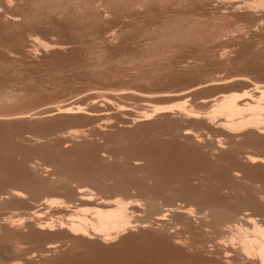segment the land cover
Wrapping results in <instances>:
<instances>
[{
  "label": "rangeland",
  "instance_id": "1",
  "mask_svg": "<svg viewBox=\"0 0 264 264\" xmlns=\"http://www.w3.org/2000/svg\"><path fill=\"white\" fill-rule=\"evenodd\" d=\"M27 1L28 0H8V5L10 4V6L7 7L9 15L7 13L6 14L8 16L11 14L17 17H15L13 22L11 19L9 20V17L3 12L4 8L0 9V92H2L0 93V97L2 96V98H0V114H4V116L1 115L2 118L0 117V192L8 190L12 187V185L16 186L18 180H15V178L17 179V177L22 179L25 178V180L29 179L28 181L31 184L30 187L32 189L38 188L40 185L39 188L43 187V191L45 189L46 190L41 193V195L40 193H33V195L27 194V198L25 197L27 202L24 198L25 203L22 201L23 203H20L19 205H6L11 211H13L10 212L14 213L12 216H16V213L19 215L21 211L24 212L27 206L35 207V205L40 202L39 199L43 196L53 198L62 197L63 194L59 193L60 191L54 189L51 190V188H46V185L44 186V184H47V180L51 177V175L53 176L49 180H52L53 177L57 178L55 174H51L54 173V171L55 173L58 171L57 174L62 176L63 174L70 172L72 169H81V172H84V170L85 172H92L97 167H100L103 170L108 169L110 171L113 169L114 171H112L116 172V174L123 180L129 178L130 181L132 179V181H130V186H134L136 191L134 188H131L134 191H129L131 189L126 191L118 190V193H121L123 196L125 195V199H134L133 197L135 196H137L135 199H138L140 196L144 195V192L153 191L154 193L152 192V194L156 195L155 197L158 198L157 201L159 203H161L160 201H162L161 199L163 197H166L163 198L164 202L162 201V204L159 205L165 204L166 200L167 202L169 200H173V202L177 205L183 199V197L180 198L182 196V190L184 191L190 185L191 188L196 186L195 188L197 190L206 193L207 189L209 190V186L213 184L211 183V180L213 179L212 182L217 180L216 175L220 172L218 170L227 160L224 159L228 156V154H230V151H228L229 153L226 152V154H224L226 155V157H223L224 159L219 155L218 163L220 165L217 166L220 168H217L216 164L211 165L209 164L210 162L206 163L208 162V159L206 160L205 156L207 148L204 147V145H207L210 141L215 142L213 145H216L215 140L219 138L222 140L223 135L221 136L222 133H220L221 137L217 136V132L219 133L218 129H220V127L217 128L216 126L215 128L213 127L214 125L211 127L209 124L204 122L203 118L205 117H203L204 115H201V113H209L210 109L196 102H198L200 98L214 95V93L219 90L223 91L225 89L224 91L227 92L241 91L238 90V88L241 84V79L243 78V80L249 81L250 79H253L251 82L264 81V6L261 8V5L264 4L263 0H44V3L43 0H41V2L40 0H30V2ZM35 3L38 6H35ZM40 3L41 5H39ZM36 9H38V12H36ZM21 15L22 17H20ZM2 19H4V21ZM28 19L32 20L29 22ZM37 30L38 32H36ZM31 34L34 35V38L32 37L33 39H37L36 41L34 40L33 42L32 38L29 39L30 37L28 35ZM20 38L21 41L23 40L22 42L20 41ZM17 42L19 44H17ZM30 47L33 50V53H29L28 51V53H25L24 50L26 51ZM255 58L256 60H254ZM201 80L205 81V83H203L204 86L206 85L205 87L203 85L201 88L198 86L199 84L197 82H200ZM218 81L219 84L217 83ZM213 84L215 86H213ZM197 86L199 88H197ZM187 88L189 91H186ZM191 88H194V90ZM178 91L179 93L184 92V96H180L179 93H175ZM136 93L141 96L145 95L146 97H143L144 99H148L150 95L153 96H150L152 99L151 104L154 103L152 106L158 105L159 107H164L169 105L172 106L171 108H174L175 106L173 103H176L177 100V103H182L185 100L186 104L184 103L183 105H186L188 108L193 107L192 110H197V113L202 111L199 113L200 115L198 114L201 117H183L182 119L180 115H177L179 114V110L175 109L177 107H175L173 111L170 110L171 108H165L170 112L168 110L163 112V110L160 109H156L155 112V107H152L149 103L144 105L143 98ZM164 93L167 95L171 93L178 94L179 96H177V99L163 100L162 98L165 96ZM162 94L164 96H161V98L160 95ZM105 95H111L114 99L110 100L111 102H108L104 100ZM156 95H159L158 97H160L162 101L157 100L158 97ZM150 97L149 100H151ZM181 97H184V99ZM154 98H156L155 102H153ZM95 100L96 102L94 104ZM74 101L82 104L81 106L86 107L89 112L93 114H99L100 112L103 114L102 116L106 115L107 118L98 119L95 116V120L92 117L82 115V113H71L68 115L58 114L47 119L37 116V113L39 115L38 111H45L46 107L47 109H50V106L54 108L57 107L58 104ZM119 105H123L128 108V111L133 115L140 113L142 110L149 114L152 110L154 114L151 113L152 115L147 119L142 120L143 122L141 120L132 122L130 120L132 115L129 116L121 113ZM19 112L23 113L22 116ZM25 113L26 115L29 113V115H27V119H25ZM6 114H8V116ZM12 115L13 117H11ZM23 115L25 116L24 119L21 118L24 117ZM32 115L35 117L33 116L31 118ZM99 116L101 115L99 114ZM105 122L107 125L109 123V125L112 126L103 128H108L106 130L107 132L104 131L106 135L105 133L100 134L95 131L93 132V125L102 126L103 124H106ZM158 122H160L161 125ZM183 127L188 129L192 128L191 130L195 132V134L200 135V138L203 137L199 146L195 143L192 144V141L186 140V142L184 139L181 140V137L173 135V133H176L177 129L178 133L179 129H182ZM74 130H79V133ZM71 131V135L73 136L72 141L74 140L73 143L68 141L69 145H67L68 142L63 143L62 141H59V137L57 136L61 134L68 135V133L70 135ZM113 131L114 133H112ZM166 131L169 134L171 133V136L161 135V133L166 134ZM75 132L78 134H74ZM220 132L222 131L220 130ZM241 133H238V135ZM82 134L86 137H82ZM16 136L19 137V139H17ZM164 136L168 140L163 139L165 138ZM206 136L209 138L207 139ZM161 137L162 139H159ZM252 137L257 139L255 142H258L259 139H261L260 142L264 140V138L258 135L257 138H255V136L245 138L246 140L249 138L251 143L249 141L244 142V138L243 140L240 138L241 141L238 140L237 142L239 145L237 143L234 144H237L235 148H240V150L253 155H263L264 157V146L257 143L252 144V142H254V140L251 139ZM38 139H41L45 144H43L41 140L40 142ZM203 141L205 142L203 143ZM201 144H203V146ZM198 147H202V149ZM199 151H201V153ZM11 152L13 153V157L11 158L13 161L9 158V156L11 157V155H9L12 154ZM14 154L18 158L15 157ZM101 154L103 155L101 156ZM104 154L106 156H104ZM111 157H114L115 160ZM132 157L139 158V167L136 168V172L135 168L128 170V168H131V163H133ZM140 157H146L145 159H148V162L145 159L141 160ZM119 158L120 160L118 161ZM163 158L164 160H162ZM102 159H105V162ZM108 160H111V162ZM222 160L224 161L221 162ZM204 163L209 164V172H207L206 175L204 174L205 178L202 180L203 182H201V185H203H197V182L193 184L189 181L188 183L190 184L188 185L187 176L190 177L191 172L194 173V170L199 169L201 164ZM27 164H32L34 166L32 173L30 166ZM125 165L126 167H124ZM213 166L214 168L210 169ZM3 167H5L6 171ZM19 168H21V170H19ZM248 168L252 171L246 170ZM17 170L19 172L21 171V175H19ZM133 171L135 173H132ZM142 171H144L143 174H141ZM245 171L250 177L257 180L261 179L264 183V162L252 163V165L245 168ZM145 172L146 175L149 173L152 174V176L149 175L150 177H153L152 181H150L151 179L146 180L147 178H145ZM3 174L11 177L14 175L15 178L9 177L8 179V176L6 178ZM141 175L142 178L145 176V180L141 179ZM63 177H65V175H63ZM155 179L156 181H154ZM178 179L181 180L179 181ZM177 180L179 182H177ZM76 182L81 183V180L78 179ZM246 182L249 183L250 181ZM41 183H43L42 186ZM133 183H136L137 185H133ZM104 184H107V181ZM145 184H147V186ZM163 184H166V186ZM104 186L102 188H104ZM110 186L111 185H108L104 189L101 188L98 190L104 195L107 193L106 196H109L113 194L115 189H117L116 187ZM138 186L140 188H138ZM174 186L176 187L174 188ZM197 186L199 187L197 188ZM178 188H181V190L179 191ZM149 189H151V191ZM167 189L170 194L167 193ZM201 189L205 190L203 191ZM138 191H140V193ZM173 191L178 192L177 194L181 192L178 199V195H176V192L174 193ZM132 192L136 195L132 194ZM135 192H138V194L141 195L139 196ZM121 194L120 196H122ZM173 194H175L176 197H173ZM144 197L145 196H142L138 200L140 202H144ZM62 198H64V195ZM11 207H17L19 209L15 208L13 210ZM243 207L244 206H242V208ZM8 208L6 209V207L0 206L2 214L4 213L3 215L6 216L7 214L8 216ZM42 209L41 212L45 214L47 209ZM10 213L9 216L11 215ZM193 222L195 221L193 220ZM143 228L136 226L133 227V230H127L115 241L116 243L113 242L112 245H110L111 247L108 246L105 249V251L107 250L108 252L88 253L81 251L75 253L70 252L69 255L68 252L67 255L66 252H62L60 253L61 255L57 253V258L61 260V262L68 264H184L182 262H185V264H189L190 262L195 264L194 262H196V259V264H216L214 258L215 255L211 252H196L194 249L189 250L182 246H168L167 242L157 230L148 226ZM181 234L185 236L184 238H189V242L192 241V239L194 241H196L197 238L198 240L202 239V235L199 231H192L191 233L190 231H181ZM113 244L115 246H113ZM95 253H97V255H94ZM75 255L78 256V260H74L76 263L73 261V256ZM85 255H87V257ZM102 255H104V257ZM55 256L56 254L54 255V258ZM116 256L121 258L118 259ZM68 257L71 258L68 259ZM202 259H204V261ZM86 261L87 263H85ZM42 263L45 264L44 262ZM238 263L239 262H236V264Z\"/></svg>",
  "mask_w": 264,
  "mask_h": 264
},
{
  "label": "bare ground",
  "instance_id": "2",
  "mask_svg": "<svg viewBox=\"0 0 264 264\" xmlns=\"http://www.w3.org/2000/svg\"><path fill=\"white\" fill-rule=\"evenodd\" d=\"M0 9L4 8V13L8 14L7 7L8 0H0ZM14 1V0H13ZM30 2V0H28ZM27 1V2H28ZM138 1V0H137ZM143 1V0H142ZM145 1V0H144ZM12 2V1H11ZM19 2V1H18ZM32 2V1H31ZM34 2V1H33ZM41 2V0H40ZM262 2V1H261ZM264 2V0H263ZM17 3V2H16ZM39 3V2H37ZM44 3V0H43ZM136 3V2H135ZM140 3V1H139ZM20 4V3H19ZM27 4V3H26ZM263 4V3H262ZM30 5V4H29ZM37 4L35 3V6ZM41 5V3L39 4ZM212 5V4H210ZM209 5V6H210ZM31 6V5H30ZM38 6V5H37ZM202 6V5H201ZM200 6V7H201ZM263 5H261L262 8ZM24 7V6H23ZM32 7V6H31ZM46 7V6H45ZM44 7V8H45ZM16 8V7H15ZM33 8V7H32ZM42 9V8H41ZM39 9V10H41ZM264 9V8H263ZM7 10V11H6ZM25 10V9H24ZM38 12V9H36ZM47 10V9H46ZM2 11V10H1ZM34 11V9H33ZM43 11V10H42ZM45 11V10H44ZM263 11V10H262ZM29 12V10H28ZM30 13V12H29ZM40 13V11H39ZM263 13V12H262ZM6 14V15H7ZM22 14V13H21ZM36 14V13H35ZM111 14V13H110ZM116 14V13H115ZM1 15V14H0ZM5 15V16H6ZM9 15V14H8ZM7 15V16H8ZM25 15V14H24ZM39 15V14H38ZM37 15V16H38ZM46 15V14H45ZM6 16V17H7ZM31 16V15H30ZM41 16V15H40ZM39 16V17H40ZM2 17V16H1ZM9 20L11 19L12 22L15 20L14 15L8 16ZM22 17V15L20 16ZM3 18V17H2ZM17 18V17H16ZM30 18V17H29ZM253 18V17H252ZM6 19V18H4ZM4 19H2L4 21ZM7 19V20H8ZM20 19V18H18ZM110 19V18H109ZM26 20V19H25ZM24 20V21H25ZM29 20V19H28ZM27 20V21H28ZM32 20V19H30ZM29 20V22H30ZM249 20V19H248ZM17 21V20H16ZM20 21V20H19ZM23 21V20H22ZM6 22V21H5ZM4 22V24H5ZM38 22V21H37ZM8 23V22H7ZM24 23V22H23ZM112 23V22H111ZM11 24V23H10ZM9 24V25H10ZM16 24V23H15ZM14 24V25H15ZM1 26V24H0ZM35 26V25H33ZM38 26V25H37ZM119 26V25H118ZM11 27V26H10ZM188 27V26H187ZM4 29V28H3ZM29 29V28H28ZM33 29V28H32ZM113 29V28H111ZM240 29V28H239ZM243 29V28H242ZM176 30V29H175ZM174 30V31H175ZM16 31V30H15ZM241 31V30H240ZM38 32V30L36 31ZM112 32V31H111ZM122 32V31H121ZM12 33V32H11ZM31 33V32H30ZM105 33V32H103ZM119 33V32H118ZM37 34V33H36ZM108 34V33H107ZM19 35V34H18ZM22 35V34H21ZM20 35V36H21ZM32 35V36H31ZM28 35L31 39L34 38V35L31 34ZM117 35V34H116ZM12 36V35H11ZM24 36V35H23ZM22 37V36H21ZM24 38V37H22ZM36 41L37 39H33ZM38 38V37H37ZM167 38V37H166ZM182 38V37H181ZM180 38V39H181ZM194 38V37H193ZM28 39V37H27ZM31 40V41H32ZM9 41V40H8ZM19 41V40H18ZM21 41V38H20ZM19 41V42H20ZM23 41V40H22ZM21 41V42H22ZM32 43V42H31ZM5 44V43H4ZM17 44H19L17 42ZM21 44V43H20ZM23 44V43H22ZM34 44V43H33ZM30 45V43H29ZM28 45V46H29ZM35 46V45H34ZM14 49V48H13ZM24 49V48H23ZM26 49V47H25ZM16 50V49H15ZM20 51V50H19ZM33 53L31 47L28 50H24L25 53ZM10 53V52H9ZM12 54V53H11ZM26 55V54H25ZM28 55V54H27ZM32 55V54H31ZM249 55V54H247ZM14 56V55H13ZM248 57V56H247ZM23 58V57H22ZM192 58V57H191ZM245 58V57H244ZM186 59V58H185ZM240 60V59H239ZM256 60V58L254 59ZM258 62V61H257ZM197 63V62H196ZM232 63V62H231ZM246 64V63H245ZM257 64V63H256ZM247 66V65H246ZM188 67V66H187ZM264 67V66H263ZM185 69V68H184ZM251 69V68H250ZM253 69V68H252ZM186 70V69H185ZM240 70V69H239ZM262 70V69H261ZM239 72V71H238ZM251 72V71H250ZM243 74V73H242ZM237 76V74H236ZM245 76V75H243ZM241 77V76H240ZM244 79V78H243ZM241 79V84L238 88L237 92H227V91H218L214 93V95H210L204 98H200V100L196 103H199L203 106H206L209 108L210 112L201 113V115H204L203 120L207 124H209L211 127L217 126L219 133L217 132V136L223 135V139L221 138L215 140V142H208L207 145H204V147L207 148V151L205 152L206 160L211 165L216 164L220 165L218 163L219 161V155L220 157H226V152L230 151V154L224 159L226 160L221 166H217V168H220L218 171L219 174L217 176V180L213 181L211 180L212 185L209 186V190L207 189L206 193L201 192L200 190H197L193 184L196 182L197 185H201L202 180L205 178V175L207 174L209 169V164H201V167L197 170H194V173L191 172V176H187V183L192 182L191 184L194 186V188H191L190 186L187 187L184 191L182 190V196L180 197L178 192L173 191L178 197L182 199L180 203L177 205L173 202V200H169L165 202L163 205L162 201L164 200L163 197L159 203L157 200L158 198L155 197L156 195H153L152 192H144V202H140L138 199H140V196L138 192L137 195L140 197L138 199L137 196L133 197L134 199H125V195L123 196L121 193H118V190H129L131 188H134L130 186V181L128 179H122L119 177V175L116 174V172H113L114 170L112 168L111 171L108 169V171H104L102 168L97 167L94 171H86L81 172L80 170H71L68 173H65V177L63 175L57 174L58 171H54L55 176L57 178H54L52 180H49L53 175H51L50 178L47 180V184H44L46 188H51L57 191H60L59 193H62L63 195L61 198H53V197H46L43 196L41 199H39L40 202L38 204H34L35 207H28L24 210V212H20L19 215L12 216L14 213L11 211L7 206L9 204H20L23 203L26 198L27 194L33 195L43 193L46 189L44 187L39 188H31V184L29 183V179L25 180V178L17 177L15 180H18L17 185L10 187L6 191L0 192V206L6 207V209H9V213L11 214L8 216L6 214L3 215L0 210V264H37V263H52V264H68L63 263L61 260L57 258V253L60 254L62 252H68V255L70 252H108L105 249L112 245V243H116L115 241L123 235L127 230L132 229L133 227H151L154 228L159 232V234L163 237V239L167 242L168 246H182L186 247L187 249H194L196 252H211L215 255V263L216 264H232L236 262H239L238 264H264V183L261 181V179L257 180L253 177H250L247 175V172L245 171V168L249 167V165H252V163L256 162H264V157L253 155L251 153L242 151L239 149H236L235 146L238 144V140L244 138V142L249 141L250 136H255L257 138L258 136H261L264 138V81L259 82H251L249 80H243ZM248 79V78H247ZM210 80V79H209ZM215 80V79H214ZM220 80V79H218ZM223 80V79H222ZM202 81V80H201ZM197 82L198 86L200 88L202 87V82ZM208 81V80H206ZM217 81V80H216ZM256 81V80H255ZM258 81V80H257ZM210 82V81H209ZM215 82V81H211ZM219 84V81L217 82ZM207 84V82H206ZM211 85V84H210ZM217 85V84H216ZM194 86V85H193ZM197 86V88H199ZM204 86V85H203ZM206 86V85H205ZM204 86V87H205ZM213 86H215L213 84ZM218 86V85H217ZM216 86V87H217ZM191 87V86H190ZM188 87V88H190ZM188 88L186 91H189ZM196 88V89H197ZM221 88V87H220ZM192 89V88H191ZM6 90V89H5ZM194 90V88L192 89ZM185 91V90H184ZM196 91V90H195ZM193 92V91H192ZM191 92V93H192ZM2 93V92H0ZM174 93V92H173ZM175 93H179L175 92ZM187 93V92H185ZM4 94V93H3ZM137 94V93H136ZM146 94V93H145ZM149 94V92H148ZM165 94V93H164ZM183 93H179V95L184 96ZM8 95V94H7ZM11 95V92H10ZM141 96L140 94H137ZM143 95V94H142ZM147 95V94H146ZM178 94H165V96L162 94L161 96H164L163 100H173L177 99L179 96ZM151 96V95H150ZM149 96V97H150ZM157 96V95H156ZM155 96V97H156ZM159 96V95H158ZM157 96V97H158ZM189 96V95H188ZM8 97V96H7ZM136 97V96H134ZM146 97L141 96V98ZM148 97V96H147ZM147 98H143L144 105H147L149 103L151 106L154 104H151L152 99L151 96L149 100ZM160 97H158L157 100H161ZM186 97V96H185ZM2 98V96L0 97ZM4 98V97H3ZM103 98V97H102ZM138 98V97H137ZM140 98V97H139ZM184 99V97H181ZM180 98V99H181ZM114 99L113 96L108 95L104 97V100L111 102L110 100ZM156 98H154L153 102H155ZM71 100V99H70ZM91 100V99H90ZM196 100V99H195ZM66 101V100H65ZM78 101V100H77ZM162 101V100H161ZM175 101V100H174ZM96 100L94 101L95 104ZM114 102V100H113ZM178 102V100H177ZM173 103L175 109L179 110L177 114L180 117L185 118H200V114L197 113L198 111L192 110V108H188L186 105H183L185 103V100L182 103ZM83 103V102H82ZM90 103V102H89ZM194 103V104H196ZM114 104V103H113ZM172 104V105H173ZM186 104V103H185ZM82 104L79 102H65L62 104H58L57 107L52 108L50 106V109H47L45 111H38L39 115L37 113V116H40L41 118H50L53 116H56L58 114L61 115H68L73 113H82V115L92 117L95 116L98 119H106L107 116L99 114L98 113L93 114L89 112L86 107H82ZM89 105V104H88ZM93 105V104H92ZM126 105V104H125ZM198 105V104H196ZM99 106V105H97ZM158 105H154L152 107H155L154 111L156 112V109L163 110V112L167 111L168 109L165 108H171L172 106H162L157 107ZM186 106V107H185ZM118 107V106H117ZM120 107V108H119ZM119 110L124 115H132L131 121H142L150 117L154 112L147 113L146 111H141L140 113H137L135 115L131 114L128 110V108L124 107L123 105H119ZM49 108V107H48ZM174 108H171L170 110L173 111ZM110 109V108H108ZM107 109V110H108ZM195 109V108H194ZM101 110V109H100ZM118 110V109H117ZM91 111V110H90ZM169 111V110H168ZM93 112V111H92ZM95 112V110H94ZM118 112V111H117ZM134 112V111H133ZM160 112V111H158ZM170 112V111H169ZM20 113V112H19ZM18 113V114H19ZM36 113V112H34ZM33 113V114H34ZM152 113V114H151ZM22 116V112L20 113ZM19 114V116H20ZM32 114V113H31ZM199 114V115H198ZM208 114V115H205ZM210 114V115H209ZM4 114H0V117ZM8 116V114H6ZM16 115V114H14ZM26 115V113L24 114ZM23 115V116H24ZM29 115V113L27 114ZM26 118L21 117V118ZM109 115V114H108ZM122 115V114H121ZM170 115V113H169ZM18 116V115H17ZM34 115L31 116V118ZM60 116V115H59ZM72 116V115H71ZM84 116V117H85ZM176 116V114H175ZM174 116V117H175ZM13 117V115L11 116ZM30 117V116H29ZM28 117V118H29ZM35 117V116H34ZM95 117V118H96ZM111 117V116H110ZM167 117V116H166ZM173 117V118H174ZM179 117V118H180ZM215 117V119H214ZM7 118V117H6ZM19 118V117H17ZM16 118V119H17ZM40 118V119H41ZM74 118V117H73ZM81 118V117H80ZM94 118V119H95ZM172 118V116H171ZM8 119V118H7ZM10 119V118H9ZM15 119V120H16ZM30 119V118H29ZM39 119V120H40ZM90 119V118H89ZM97 119V120H98ZM129 119V118H128ZM177 119V118H175ZM14 120V119H12ZM33 120V119H32ZM37 120V119H36ZM49 120V119H48ZM85 120V119H84ZM88 120V119H86ZM96 120V119H95ZM191 120V119H190ZM193 120V119H192ZM9 121V120H8ZM7 121V122H8ZM35 121V120H34ZM105 121V120H104ZM114 121V120H113ZM130 121V122H131ZM173 121V120H172ZM17 122V121H16ZM81 122V121H80ZM91 122V121H90ZM93 122V121H92ZM143 122V121H142ZM84 123V122H83ZM86 123V122H85ZM88 123V122H87ZM104 123V122H103ZM106 123V122H105ZM160 123V122H158ZM169 123V122H168ZM175 123V122H174ZM177 123V122H176ZM186 123V122H185ZM192 123V122H190ZM6 124V123H5ZM9 124V123H7ZM96 124V123H95ZM98 124V122H97ZM92 125V124H91ZM90 125V126H91ZM114 125V124H113ZM159 125V124H158ZM161 125V123H160ZM167 125V124H166ZM192 125V124H191ZM93 132H98L100 134L105 133L107 129H103L105 127H112L106 124L101 125H93ZM184 126V125H183ZM199 126V125H198ZM208 126V125H207ZM127 127V126H126ZM125 127V128H126ZM153 127V125H152ZM171 127V126H170ZM187 127V126H186ZM182 128L179 129V132L177 133L178 129L176 130V135L173 133L174 136L181 137V140H189L192 141V144L195 143L198 146L201 143L202 138H200V135L195 134L190 128ZM189 127V126H188ZM154 128V127H153ZM164 128V127H163ZM178 128V127H177ZM180 128V127H179ZM1 129V128H0ZM119 129V128H118ZM168 129V128H167ZM166 129V130H167ZM173 129V128H172ZM84 130V129H83ZM113 130V129H112ZM161 130V129H160ZM201 130V129H200ZM220 130L222 132H220ZM3 131V130H2ZM73 131V130H72ZM72 131L69 135L61 134L57 137H59V141H62L63 143H67L68 141H71L70 143H73L72 139L73 136ZM78 132L79 130H74ZM169 131V130H168ZM171 131V129H170ZM174 131V130H173ZM211 131V130H210ZM214 131V130H213ZM216 131V129H215ZM70 132V131H69ZM74 134H78V133ZM107 132V131H106ZM167 132V131H166ZM242 132V133H241ZM84 133V132H82ZM114 133V131L112 132ZM165 133V132H164ZM238 133H241L238 135ZM81 134V133H80ZM109 134V133H108ZM171 134V133H170ZM168 132L166 134L161 135H169ZM86 135V133H85ZM106 135V133H105ZM207 135V134H206ZM216 135V134H215ZM20 136V135H18ZM26 136V135H25ZM30 136V135H29ZM33 136V135H32ZM54 136V135H53ZM220 136V137H221ZM17 137V136H16ZM24 137V136H23ZM27 137V136H26ZM75 137V136H74ZM82 137H86L83 136ZM105 137V136H103ZM108 137V135H107ZM153 137V136H152ZM151 137V138H152ZM155 137V136H154ZM165 137V136H164ZM207 137V136H206ZM248 140H246L245 138ZM260 137V138H261ZM30 138V137H29ZM46 138V137H45ZM52 138V137H51ZM101 138V137H99ZM158 138V137H157ZM156 138V139H157ZM209 137H207L208 139ZM216 138V137H215ZM9 139V138H8ZM13 139V138H12ZM19 139V137H17ZM22 139V138H21ZM26 139V138H25ZM24 139V140H25ZM28 139V138H27ZM75 139V138H74ZM79 139V138H78ZM104 139V138H103ZM107 139V138H106ZM110 139V138H109ZM159 139H162L159 138ZM165 140H168L163 138ZM179 139V138H178ZM213 139V138H212ZM211 139V140H212ZM254 140L253 143L261 144V146H264V140L260 142L261 139L257 141V139L251 138ZM23 140V141H24ZM31 140V139H30ZM39 140V139H38ZM37 140V141H38ZM41 140V139H40ZM39 140V141H40ZM77 140V139H76ZM80 140V139H79ZM112 140V139H111ZM164 140V141H165ZM240 140V141H241ZM5 141V140H4ZM29 141V140H28ZM35 141V140H34ZM42 141V140H41ZM40 141V142H41ZM97 141V140H96ZM102 141V140H101ZM104 141V140H103ZM109 141V140H108ZM177 141V140H175ZM206 141V140H205ZM203 141V143L205 142ZM208 141V140H207ZM214 141V140H213ZM252 141V140H251ZM19 142V141H18ZM86 142V141H85ZM167 142V141H166ZM187 142V141H186ZM250 142V141H249ZM260 142V143H259ZM2 143V142H1ZM10 143V142H9ZM34 143V142H33ZM43 143V141H42ZM59 143V142H58ZM79 143V142H78ZM82 143V142H81ZM117 143V142H116ZM125 143V142H124ZM207 143V142H206ZM237 143L236 145H234ZM243 143V142H242ZM251 143V142H250ZM7 144V143H6ZM38 144V143H37ZM45 144V143H43ZM148 144V143H147ZM160 144V143H159ZM175 144V143H174ZM241 144V142H240ZM256 144V145H257ZM40 145V144H39ZM47 145V144H46ZM62 145V144H61ZM69 145V142L68 144ZM71 145V144H70ZM79 145V144H78ZM76 145V146H78ZM110 145V144H109ZM164 145V144H163ZM173 145V144H172ZM203 146V144H201ZM239 145V144H238ZM255 145V146H256ZM3 146V145H2ZM16 146V145H15ZM63 146V145H62ZM66 146V144H65ZM106 146V145H105ZM149 146V145H148ZM181 146V145H180ZM196 146V145H195ZM254 146V147H255ZM12 147V146H11ZM98 147V145H97ZM172 147V146H171ZM13 148V147H12ZM41 148V147H40ZM57 148V147H56ZM99 148V147H98ZM97 148V149H98ZM123 148V147H121ZM129 148V147H128ZM200 148V147H198ZM203 148V149H206ZM243 148V147H242ZM241 148V149H242ZM264 148V147H263ZM58 149V148H57ZM64 149V148H63ZM68 149V148H67ZM72 149V148H71ZM76 149V148H75ZM103 149V148H102ZM105 149V148H104ZM141 149V148H140ZM166 149V148H165ZM168 149V148H167ZM202 149V147L200 148ZM100 150V149H99ZM130 150V149H129ZM144 150V149H143ZM155 150V149H154ZM158 150V149H157ZM264 150V149H263ZM11 151V150H10ZM134 151V149H133ZM136 151V150H135ZM156 151V150H155ZM6 152V151H4ZM23 152V151H22ZM64 152V151H63ZM79 152V150H78ZM108 152V151H106ZM137 152V151H136ZM193 152V151H192ZM201 153V151H199ZM9 153V152H8ZM12 153V152H11ZM84 153V152H82ZM90 153V152H89ZM101 153V152H100ZM103 153V150H102ZM131 153V152H130ZM128 153V154H130ZM157 153V152H156ZM186 153V152H185ZM229 153V152H228ZM232 153V154H231ZM7 154V153H6ZM59 154V153H58ZM70 154V153H69ZM92 154V153H91ZM120 154V153H119ZM148 154V153H147ZM10 160L13 157V153L9 154ZM15 155V154H14ZM82 155V154H81ZM85 155V154H84ZM100 155V154H99ZM103 154H101L102 156ZM158 155V154H157ZM177 155V154H176ZM180 155V154H179ZM186 155V154H185ZM204 155V154H203ZM7 156V155H6ZM71 156V155H70ZM88 156V155H87ZM100 156V157H101ZM104 156H106L104 154ZM103 156V157H104ZM110 156V155H109ZM134 156V155H133ZM153 156V155H152ZM191 156V155H190ZM194 156V155H193ZM15 157H17L15 155ZM98 157V156H97ZM131 157V156H130ZM142 157V156H141ZM140 157V158H141ZM154 157V156H153ZM18 158V157H17ZM25 158V157H24ZM27 158V157H26ZM59 158V157H58ZM61 158V157H60ZM85 158V157H84ZM83 158V159H84ZM88 158V157H86ZM90 158V156H89ZM114 158V157H111ZM118 158V157H117ZM116 158V159H117ZM128 158V156H127ZM131 168H128V170H132V168H138L139 158L132 157ZM146 157L141 158V160L145 159ZM148 158V157H147ZM150 158V157H149ZM6 159V158H4ZM3 159V160H4ZM80 159V158H79ZM92 159V158H91ZM110 159V158H109ZM155 159V158H154ZM159 159V158H158ZM167 159V158H166ZM26 160V159H25ZM24 160V161H25ZM73 160V159H72ZM70 160V161H72ZM99 160V158H98ZM105 162V159H102ZM115 160V158H114ZM120 158L118 159V161ZM131 160V159H130ZM134 160V161H133ZM140 160V162H141ZM148 162V159H145ZM164 160V158L162 159ZM185 160V159H184ZM196 160V159H195ZM201 160V159H200ZM203 160V159H202ZM205 160V158H204ZM222 160L221 162H223ZM8 161V160H7ZM13 161V159L11 160ZM19 161V160H18ZM87 161V160H86ZM109 161V160H108ZM124 161V160H123ZM151 161V160H150ZM159 161V160H158ZM32 162V161H31ZM30 162V163H31ZM75 162V161H74ZM111 162V160L109 161ZM113 162V161H112ZM116 162V161H115ZM122 162V161H121ZM126 162V161H125ZM144 162V161H143ZM152 162V161H151ZM165 162V161H163ZM196 162V161H195ZM14 163V162H13ZM18 163V162H17ZM21 163V162H20ZM28 163V162H26ZM34 163V162H33ZM65 163V162H64ZM78 163V162H77ZM97 163V162H96ZM142 163V162H141ZM167 163V162H166ZM194 163V162H193ZM201 163V162H200ZM35 164V163H34ZM83 164V163H82ZM102 164V163H101ZM107 164V163H105ZM104 164V165H105ZM109 164V163H108ZM122 164V163H121ZM120 164V165H121ZM126 164V163H125ZM147 164V163H145ZM160 164V163H159ZM170 164V163H169ZM178 164V163H177ZM182 164V163H181ZM191 164V163H190ZM20 165V164H19ZM18 165V166H19ZM28 165V164H27ZM80 165V164H79ZM90 165V163H89ZM112 165V164H111ZM119 165V166H120ZM141 165V164H140ZM150 165V164H149ZM183 165V164H182ZM185 165V164H184ZM187 165V164H186ZM208 165V166H207ZM210 165V166H211ZM222 165V164H221ZM9 166V165H8ZM11 166V165H10ZM17 166V165H16ZM32 169L34 166L28 165ZM27 166V167H28ZM64 166V165H63ZM62 166V167H63ZM67 166V165H66ZM71 166V165H70ZM83 166V165H82ZM103 166V165H102ZM107 166V165H106ZM110 166V165H108ZM115 166V165H114ZM129 166V165H128ZM142 166V165H141ZM140 166V167H141ZM171 166V165H170ZM193 166V165H192ZM199 166V164H198ZM15 167V166H14ZM22 167V166H21ZM42 167V166H41ZM46 167V166H45ZM58 167V166H57ZM72 167V166H71ZM87 167V166H86ZM95 167V166H94ZM111 167V166H110ZM113 167V166H112ZM126 167V165L124 166ZM191 167V165H190ZM6 171L5 167H3ZM36 168V167H35ZM48 168V167H47ZM45 168V169H47ZM60 168V167H59ZM70 168V167H69ZM78 168V167H76ZM107 168V167H106ZM109 168V167H108ZM114 168V167H113ZM117 168V167H116ZM142 168V167H141ZM150 168V167H149ZM214 168L211 167L210 169ZM216 168V167H215ZM2 169V168H1ZM61 169V168H60ZM67 169V168H66ZM65 169V170H66ZM127 169V168H126ZM147 169V168H146ZM151 169V168H150ZM154 169V168H153ZM259 169V168H258ZM3 170V171H4ZM8 170V169H7ZM16 170V169H15ZM21 170V168H19ZM23 170V168H22ZM44 170V169H43ZM55 170V169H54ZM87 170V169H86ZM141 170V169H140ZM138 170V171H140ZM144 170V169H142ZM189 170V169H188ZM216 170V171H217ZM246 170H249L246 169ZM251 170V169H250ZM249 170V171H250ZM18 171V170H17ZM27 171V170H26ZM38 171V170H37ZM36 171V172H37ZM252 171V170H251ZM9 172V171H8ZM7 172V173H8ZM19 172V171H18ZM21 172V171H20ZM19 172V175H21ZM52 172V171H51ZM134 171L132 173H135ZM144 171H142L141 174H143ZM148 172V171H147ZM153 172V171H151ZM213 172V171H212ZM6 173V174H7ZM30 173V172H29ZM155 173V172H154ZM167 173V172H166ZM172 173V172H171ZM249 173V172H248ZM251 173V172H250ZM261 173V172H260ZM17 174V173H16ZM130 174V171H129ZM175 174V173H174ZM183 174V173H182ZM180 174V175H182ZM185 174V173H184ZM190 174V173H188ZM205 174V175H204ZM210 174V173H209ZM4 175V174H3ZM12 175V174H11ZM18 175V174H17ZM36 175V173H35ZM146 175V172H145ZM148 175V176H147ZM145 178L146 180L151 179L152 181L153 177L152 174H147ZM157 175V174H156ZM179 175V176H180ZM6 176V175H4ZM3 176V177H4ZM8 176V175H7ZM6 176V178H7ZM30 176V175H29ZM28 176V177H29ZM184 176V175H183ZM208 176V175H207ZM212 176V175H211ZM257 176V175H256ZM264 176V174H263ZM2 177V178H3ZM11 176H8V179ZM11 177V178H12ZM25 177V176H24ZM141 179L145 180L144 177L142 178V175L140 176ZM160 177V176H159ZM262 177V176H261ZM33 178V177H32ZM127 178V176H126ZM155 178V177H154ZM157 178V177H156ZM174 178V177H173ZM176 178V177H175ZM186 178V177H185ZM213 178V177H212ZM215 178V177H214ZM258 178V177H256ZM80 179L81 183H77L76 181ZM163 179V178H162ZM211 179V178H209ZM11 180V179H10ZM9 180V181H10ZM14 180V181H15ZM140 180V179H139ZM171 180V179H169ZM174 180V179H173ZM179 181L181 179H178ZM177 180V182H179ZM206 180V179H205ZM107 181V184H104ZM156 181V179L154 180ZM160 181V180H159ZM164 181V180H163ZM246 181H250L249 183ZM13 182V181H11ZM16 182V181H15ZM173 182V181H172ZM205 182V181H204ZM76 183V184H74ZM138 183V182H137ZM159 183V182H158ZM164 183V182H163ZM166 183V182H165ZM186 183V182H185ZM206 183V182H205ZM2 184V183H1ZM13 184V183H12ZM39 184V183H38ZM74 184V185H73ZM152 184V183H148ZM156 184V183H155ZM160 184V183H159ZM174 184V183H173ZM172 184V186H173ZM190 183H188L189 185ZM11 185V184H10ZM43 183H41V186ZM104 185H111L113 187H116L117 189L114 190L112 195L106 196L102 192H100L98 189H101ZM133 185H137L136 183H133ZM147 186V184H145ZM166 186V184H163ZM162 185V187H163ZM170 185V184H169ZM175 185V184H174ZM187 185V186H188ZM203 185V184H202ZM201 185V186H202ZM96 188H94V187ZM107 186H104L107 187ZM110 186V187H111ZM141 186V185H140ZM143 186V185H142ZM156 186V185H155ZM200 186V187H201ZM207 186V185H206ZM33 187V186H32ZM137 187V186H135ZM144 187V186H143ZM153 187V186H152ZM151 187V188H152ZM176 186H174L175 188ZM199 186H197L198 188ZM102 188V189H104ZM138 188H140L138 186ZM136 188V189H138ZM150 188V187H149ZM159 188V187H158ZM185 188V187H182ZM112 189V188H111ZM179 189V188H178ZM42 190V191H41ZM107 190V189H106ZM110 190V189H109ZM133 189L129 190L132 191ZM135 190V188H134ZM133 190V191H134ZM143 190V189H142ZM151 191V189H149ZM153 190V189H152ZM156 190V189H155ZM160 190V189H159ZM168 190V189H167ZM181 188L179 189V191ZM203 190V189H201ZM205 190V189H204ZM203 190V191H204ZM105 191V190H103ZM108 191V190H107ZM136 191V190H135ZM147 191V190H146ZM178 191V190H177ZM143 192V191H141ZM159 192V191H158ZM161 192V191H160ZM163 192V190H162ZM166 192V191H165ZM46 193V192H45ZM57 193V192H56ZM103 195H102V194ZM129 193V192H128ZM154 193V192H153ZM156 193V192H155ZM169 193V190L167 192ZM120 194L123 196H120ZM125 194V193H124ZM127 194V193H126ZM132 194H134L132 192ZM143 194V193H142ZM160 194V193H159ZM173 194V197L175 196ZM136 195V194H134ZM133 195V196H134ZM129 196V195H128ZM162 196V195H161ZM171 196V195H170ZM26 197V198H25ZM131 197V196H130ZM160 197V196H158ZM172 197V198H173ZM176 197V196H175ZM25 198V200H24ZM32 199L31 197H29ZM171 198V197H169ZM143 199V198H142ZM168 199V198H167ZM35 200V199H33ZM23 201V202H22ZM38 201V200H37ZM177 201V200H176ZM27 202V200H26ZM31 202V201H30ZM164 202V201H163ZM25 203V202H24ZM30 204V203H29ZM7 205V206H6ZM23 205V204H22ZM43 205V206H42ZM14 206V205H13ZM21 206V205H20ZM242 206H244L242 208ZM2 208V207H1ZM12 208V207H11ZM16 209H19L15 207ZM15 208H12L13 210ZM45 208L47 209L45 211V214L41 212V209ZM3 209V208H2ZM42 209V210H43ZM22 210V209H21ZM16 211V210H15ZM14 211V212H15ZM18 212V211H17ZM6 213V212H5ZM42 213V214H41ZM47 215V216H46ZM194 217V219H193ZM193 220L195 222H193ZM137 229V228H136ZM141 229V228H140ZM144 229V228H143ZM150 229V228H149ZM135 230V229H134ZM151 230V229H150ZM148 231V230H147ZM181 231H199L202 235V239L194 241L192 238V241L189 242V238H184L185 236L181 234ZM130 232V231H129ZM137 232V231H136ZM140 232V231H139ZM155 232V231H154ZM138 233V232H137ZM156 234V233H155ZM156 236V235H155ZM183 236V237H182ZM195 236V235H194ZM193 236V237H194ZM197 236V235H196ZM199 236V235H198ZM130 237V236H129ZM157 237V236H156ZM159 237V236H158ZM141 238V237H140ZM124 239V238H123ZM186 239V240H184ZM195 239V237H194ZM126 240V239H125ZM124 240V241H125ZM139 240V239H138ZM157 240V239H156ZM198 240V241H197ZM122 242V241H121ZM131 242V241H130ZM136 242V241H135ZM124 243V242H123ZM156 243V242H155ZM162 244V243H160ZM159 244V245H160ZM118 245V244H117ZM128 245V244H127ZM153 245V244H152ZM113 246H115L113 244ZM124 246V245H123ZM111 247V246H110ZM119 247V246H118ZM122 247V246H121ZM146 247V246H145ZM160 247V246H158ZM166 247V246H165ZM148 248V247H147ZM168 248V247H166ZM171 248V247H170ZM113 249V247H112ZM122 249V248H121ZM163 249V247H162ZM165 249V248H164ZM110 250V249H109ZM119 250V249H118ZM155 250V249H154ZM172 250V249H171ZM184 250V249H183ZM192 250V251H194ZM117 251V249H116ZM147 251V250H146ZM163 251V250H162ZM177 251V250H175ZM182 251V250H181ZM188 251V250H187ZM110 252V251H109ZM139 252V251H138ZM183 252V251H182ZM181 252V253H182ZM191 252V251H190ZM123 253V252H122ZM142 253V252H141ZM147 253V252H146ZM195 253V252H193ZM56 254L55 258L54 255ZM104 254V253H103ZM168 254V253H167ZM184 254V253H183ZM190 254V253H189ZM199 254V253H198ZM61 255V254H60ZM59 255V256H60ZM78 255V254H77ZM73 256L74 260H78V256ZM91 255V254H90ZM94 255H97L95 253ZM107 255V254H106ZM138 255V254H137ZM150 255V254H149ZM155 255V254H154ZM185 255V254H184ZM201 255V254H200ZM207 255V254H206ZM211 255V254H210ZM209 255V256H210ZM71 256V254H70ZM87 257V255H85ZM93 256V255H92ZM91 256V257H92ZM104 257V255H102ZM125 256V255H124ZM169 256V255H168ZM207 256V257H209ZM97 257V256H96ZM117 257V256H116ZM134 257V256H133ZM155 257V256H154ZM158 257V256H157ZM165 257V256H164ZM71 257H68L70 259ZM93 258V257H92ZM102 258V257H101ZM110 258V257H109ZM118 258V257H117ZM121 258V257H119ZM118 258V259H119ZM194 258V257H193ZM203 258V257H202ZM210 258V257H209ZM65 259V258H63ZM62 259V260H63ZM95 259V257H94ZM117 259V260H118ZM127 259V257H126ZM143 259V258H142ZM145 259V258H144ZM158 259V258H157ZM192 259V258H191ZM92 260V259H91ZM96 260V259H95ZM125 260V259H124ZM134 260V259H133ZM195 260V259H194ZM204 261V259H202ZM69 261V260H68ZM67 261V262H68ZM71 261V260H70ZM90 261V260H89ZM94 261V260H93ZM92 261V262H93ZM123 261V260H122ZM131 261V260H129ZM161 261V260H160ZM174 261V260H173ZM200 261V260H198ZM95 262V261H94ZM107 262V261H106ZM147 262V261H146ZM150 262V261H149ZM76 263V261H74ZM87 263V261L85 262ZM89 263V262H88ZM141 263V262H140ZM170 263V262H169ZM174 263V262H173ZM185 264V262H182ZM192 263V262H190ZM189 263V264H190ZM195 264L197 263L194 262ZM202 263V262H201ZM207 263V262H204ZM209 263V262H208ZM43 264V263H42ZM91 264V263H90ZM93 264V263H92ZM98 264V263H97ZM108 264V263H107ZM164 264V263H163ZM175 264V263H174ZM177 264V263H176ZM193 264V263H192ZM210 264V263H209ZM213 264V263H212Z\"/></svg>",
  "mask_w": 264,
  "mask_h": 264
}]
</instances>
